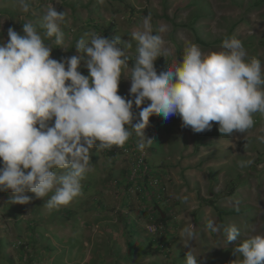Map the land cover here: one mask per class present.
Here are the masks:
<instances>
[{
    "label": "rangeland",
    "instance_id": "1",
    "mask_svg": "<svg viewBox=\"0 0 264 264\" xmlns=\"http://www.w3.org/2000/svg\"><path fill=\"white\" fill-rule=\"evenodd\" d=\"M259 1L104 0L101 4L98 0H26L31 3L30 10L23 12L16 0H0V9L14 12L0 15V40L8 39L10 27L22 32V21L32 23L43 34L41 17L46 5L52 3L58 12L66 13L61 24L63 44H55V36L44 38V43L53 47L51 57L58 61L77 55L76 43L82 38L88 42L96 34L110 39L119 36L132 67L138 43L132 33L141 28L146 16H151L153 34L161 35L170 49L154 61L158 73L182 59L186 42L209 53L222 50L223 41L233 37L242 42L247 52L245 59L255 57L264 68V0ZM205 3L210 6L207 10ZM206 11L210 14L193 22L195 14ZM29 12L32 17H28ZM165 26V31H158ZM231 28L234 30L229 36ZM198 35L207 43L197 42ZM217 39L220 40L216 42ZM78 71L89 74L84 62ZM130 71L126 68L123 73L129 76ZM130 86V79L122 76L118 94L133 99ZM132 111L137 116L140 109L134 105ZM253 119L254 125L246 133L207 137V144L198 147L197 135L200 141L209 130L195 133L190 127H182L179 116L167 121L155 114L150 116V129L144 134L153 139L154 145L145 147L151 168L159 173L165 186L157 197L130 190L129 156L122 146L103 150L93 147L89 171L81 181V194L58 209L44 206L52 192L43 199L28 192L31 200L26 205L13 204L12 192L8 201L0 197V264H185L187 249L180 233L189 222L197 231L192 242L194 254H202L204 264H239L242 257L233 254V244L226 243L223 229L242 227L244 237L264 233V143L258 139L264 135V114L254 113ZM212 124L210 131L219 127L216 122ZM130 140L140 142L141 138L136 134ZM247 160L252 163L241 168L239 162ZM233 180L239 185L235 194L223 196ZM215 206L240 212L221 217ZM247 207L251 208L246 210ZM166 216L170 233L164 249L152 255L135 251L128 257L129 241L139 249L150 240L155 241L153 247L163 242L158 218ZM210 218L222 226L219 233L206 228ZM31 220L35 223L33 230ZM22 242L28 243L23 250L19 247ZM228 248L231 250L225 251Z\"/></svg>",
    "mask_w": 264,
    "mask_h": 264
},
{
    "label": "clouds",
    "instance_id": "2",
    "mask_svg": "<svg viewBox=\"0 0 264 264\" xmlns=\"http://www.w3.org/2000/svg\"><path fill=\"white\" fill-rule=\"evenodd\" d=\"M16 2L23 12L30 10L26 0ZM65 16L49 3L41 17L43 34L24 23L22 32L10 27L8 39L0 40V192L11 191L13 204H28V192L41 199L52 192L44 200L50 210L69 204L81 194L90 150L124 145L131 135L128 126L141 138L140 148L151 145L153 139L144 132L153 114L165 121L179 116L182 127L195 133L216 122L227 136L246 133L254 125L253 114H264V68L255 57L245 59L239 39H225L222 50L209 53L186 42L182 59L158 73L154 61L170 49L161 35L153 34L151 16H146L132 33L138 42L132 67L119 36L96 34L76 43L77 55L58 61L44 38L55 36V44H63ZM81 62L87 76L78 71ZM126 68L129 76L123 73ZM122 76L131 81L133 99L118 94ZM258 139L264 143V135ZM251 163L240 161L239 166ZM221 227L214 219L206 222L213 233ZM223 231L233 254L242 257L239 264H264V233L242 238L234 225ZM180 235L187 249L185 264H198V259L204 264L203 255L193 251L195 225L189 222Z\"/></svg>",
    "mask_w": 264,
    "mask_h": 264
},
{
    "label": "trees",
    "instance_id": "3",
    "mask_svg": "<svg viewBox=\"0 0 264 264\" xmlns=\"http://www.w3.org/2000/svg\"><path fill=\"white\" fill-rule=\"evenodd\" d=\"M262 0H260L259 2H261ZM196 2H198V1H196ZM30 3V2H29ZM205 4H207V7L205 8V10H207V9H209L210 8V6L208 5V3H205ZM29 5H31V3L29 4ZM196 5H197V3H196ZM14 12L13 11H9V10H6V9H0V15L1 14H8V15H12ZM210 14V12L209 11H206L205 13H202V14H200V13H198V14H195L194 15V18H193V22L195 23V22H197L198 20H199V18L200 17H202V16H207V15H209ZM33 16V14L31 13V12H29L28 13V17H32ZM24 23H29V22H27V21H22L21 22V25L23 26V24ZM233 30H234V28H231L229 31H228V35L229 36H231V34H232V32H233ZM43 31H45L44 29H43ZM197 42H199V43H202V44H206L207 43V41L206 40H204L201 36H197ZM218 40H220V39H217L216 40V42H218ZM130 130V132H131V135H136L135 133H134V129H129ZM133 131V132H132ZM130 135V136H131ZM223 134H221L220 132H219V130H218V127H216V128H214L212 131H206L204 134H203V136H202V138L200 139V141H199V139H198V135H197V140H198V144H197V146L198 147H200V145L201 144H207V141H206V138L207 137H209V138H214V137H218V136H222ZM238 181L237 180H233V181H231L228 185H227V189L224 191V193H223V196H231V195H234L235 194V192H236V190H237V188H238ZM10 193H11V191H8V192H0V197H4L5 198V200H9V198H10ZM251 207H247L246 208V210H249ZM215 209H216V211L219 213V215L221 216V217H224V216H226V215H234V214H236V213H239L240 212V210L239 209H235V208H233V209H226L225 207H220V206H215ZM155 217H157V215H154ZM167 216L166 217H160V218H158V221L159 222H162L161 223V227H162V233H163V235H164V237H163V239H162V243H159V244H157L155 247H153L154 246V244H155V241L154 240H150L148 243H147V245L146 246H144V247H142L141 249H139L140 247H134L133 245H134V243L133 242H131V241H129L128 242V245H129V254H128V257H130L129 255H134L136 252L135 251H137V253L138 254H143V255H152V254H157V253H159L160 251H162L163 249H164V243L166 242V243H169V242H167L168 240H169V236H168V234L170 233V226H169V223H168V220H167ZM34 221L33 220H31L30 222H29V226H31L30 227V229H34ZM126 224V226H129V223L128 222H126L125 223ZM239 231H240V233H242V227H236ZM241 237L242 238H245L244 237V235L242 236V234H241ZM23 243V242H22ZM28 243H23V244H21L19 247L23 250V249H25V247H26V245H27ZM139 246H141V245H139ZM138 249V250H137ZM231 249H233V247L231 248ZM230 248H228L227 250H225V251H229V250H231ZM226 255V254H225Z\"/></svg>",
    "mask_w": 264,
    "mask_h": 264
},
{
    "label": "built area",
    "instance_id": "4",
    "mask_svg": "<svg viewBox=\"0 0 264 264\" xmlns=\"http://www.w3.org/2000/svg\"><path fill=\"white\" fill-rule=\"evenodd\" d=\"M149 129L150 128L147 126L145 131H148ZM134 133L137 134L135 130ZM131 136L128 139L129 141H126V143L122 145L123 151L129 156L130 190L133 192L136 190L139 192L144 191L143 194L146 197H150L152 193H154L156 197L160 196L161 191L165 190V186L162 185L159 179V173H155L154 169L151 168L148 160V149L146 147L140 148V142L130 140ZM152 228L153 232L157 231V227L153 226Z\"/></svg>",
    "mask_w": 264,
    "mask_h": 264
},
{
    "label": "crops",
    "instance_id": "5",
    "mask_svg": "<svg viewBox=\"0 0 264 264\" xmlns=\"http://www.w3.org/2000/svg\"><path fill=\"white\" fill-rule=\"evenodd\" d=\"M153 145H154V144H153ZM153 145H150V147L152 148V147H153ZM152 153H154V154L156 155V153H155V152H151V154H152ZM154 154H153V156H154ZM132 242H133V241H132Z\"/></svg>",
    "mask_w": 264,
    "mask_h": 264
}]
</instances>
